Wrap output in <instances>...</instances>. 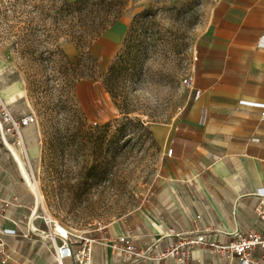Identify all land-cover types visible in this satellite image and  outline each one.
<instances>
[{"label": "rangeland", "instance_id": "374dc122", "mask_svg": "<svg viewBox=\"0 0 264 264\" xmlns=\"http://www.w3.org/2000/svg\"><path fill=\"white\" fill-rule=\"evenodd\" d=\"M73 1L0 0V98L16 115L37 118V154L22 147L37 188L35 218L46 223L35 226L95 238L134 214L161 173L167 147L151 127L185 115L192 94L184 81H194L195 51L218 0H126L120 20L90 48L97 68L83 71L93 78L79 81L62 60L75 63L78 52L56 14ZM108 71L109 91L101 78ZM93 96L98 108L77 107V98Z\"/></svg>", "mask_w": 264, "mask_h": 264}, {"label": "crops", "instance_id": "0c3cea01", "mask_svg": "<svg viewBox=\"0 0 264 264\" xmlns=\"http://www.w3.org/2000/svg\"><path fill=\"white\" fill-rule=\"evenodd\" d=\"M262 37L264 0L217 1L210 29L195 51L194 86L185 115L175 124L151 127L156 141L167 152L173 148L174 155L166 153L161 173L134 214L90 238L96 241L90 264H173L121 255L112 245L127 233L145 248L170 229L188 233L197 227L221 244L237 229L264 232L255 212L257 191L264 188V110L239 106L241 100L264 104ZM196 90L201 93L197 100ZM8 140L0 131V228L17 232L5 237L8 260L58 264L49 231L35 226L46 223L35 218L38 200L21 172V163L28 166L23 149ZM22 140L37 154L34 125L22 131ZM50 232L59 246L57 232ZM194 257L191 264H238L206 250ZM62 264L77 263L66 259Z\"/></svg>", "mask_w": 264, "mask_h": 264}, {"label": "built area", "instance_id": "2783aa9c", "mask_svg": "<svg viewBox=\"0 0 264 264\" xmlns=\"http://www.w3.org/2000/svg\"><path fill=\"white\" fill-rule=\"evenodd\" d=\"M259 45L264 47V37L259 40ZM190 90L194 86L192 77L184 81ZM200 91H194V99L200 96ZM99 99L91 97L84 100L79 97L76 99L78 108L86 107L98 108ZM240 107H252L264 110L263 103H256L246 100L239 102ZM260 118L264 119V112L260 114ZM37 122L36 115L33 113H25L16 115L9 106L0 98V131L6 139L14 138L17 147H23L22 131ZM169 157L174 155L173 148L167 152ZM259 202L255 208L256 215L264 225V188L257 191ZM3 210L0 202V218H3ZM196 219H200L199 216ZM56 224L55 222H53ZM37 231V230H35ZM16 230L0 228V264H6L9 259L6 251L5 237L15 236ZM53 245L54 257L58 264L66 259H73L77 264H90L92 246L96 242L84 236L73 235L67 231V235L58 234L61 244L56 245L54 234L49 232L47 235ZM166 242L164 246L162 243ZM76 246H79L77 248ZM113 249H117L121 255L139 257L140 260H154L164 262L172 261L173 264H191L195 257L196 251H208L213 255L223 256L228 260L236 259L238 264H264V232L259 233L253 229L243 230L237 229L231 234V239L226 244L210 241L207 238L206 230H199L197 227L188 233H180L175 229H170L161 239L156 240L148 247H142L135 244V239L131 234H125L117 238L112 245Z\"/></svg>", "mask_w": 264, "mask_h": 264}, {"label": "trees", "instance_id": "16d2710c", "mask_svg": "<svg viewBox=\"0 0 264 264\" xmlns=\"http://www.w3.org/2000/svg\"><path fill=\"white\" fill-rule=\"evenodd\" d=\"M125 6L126 0H75L64 2L57 8L56 14L60 18L63 17L62 21L59 19L58 21L63 27L67 28L63 36L75 45L78 52L75 63H71L66 54L62 55V60L66 67L73 68L77 81L93 78V76L83 71L85 64L97 68L96 59L90 54V48L94 42L120 20ZM147 16V11L136 16L127 32V36H129L135 21L145 19ZM101 78H104V83L109 91L107 82L110 80V71L102 74ZM123 113L125 114L124 119L131 123L132 120L126 116L128 113Z\"/></svg>", "mask_w": 264, "mask_h": 264}, {"label": "bare ground", "instance_id": "6f19581e", "mask_svg": "<svg viewBox=\"0 0 264 264\" xmlns=\"http://www.w3.org/2000/svg\"><path fill=\"white\" fill-rule=\"evenodd\" d=\"M11 148V147H10ZM12 149V148H11ZM12 151H13V153H14V155L17 157V159L19 160V156H18V154L12 149ZM15 157V158H16ZM21 163V162H20ZM21 166V172H22V175H23V177H24V179H25V181H26V183H28V185H29V187L31 188V190L34 192V193H36L37 192V188H36V186L30 181V176H29V174H28V171H27V169H26V167H25V165L24 164H20ZM39 198H41V196L39 195ZM40 202V201H39ZM53 231L54 232H57V234H62V235H67V231L64 229V228H62L61 226H56V228L55 229H53Z\"/></svg>", "mask_w": 264, "mask_h": 264}]
</instances>
